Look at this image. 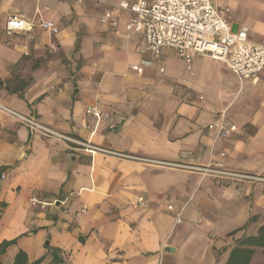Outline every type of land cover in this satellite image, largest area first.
Segmentation results:
<instances>
[{
	"label": "crops",
	"instance_id": "0c3cea01",
	"mask_svg": "<svg viewBox=\"0 0 264 264\" xmlns=\"http://www.w3.org/2000/svg\"><path fill=\"white\" fill-rule=\"evenodd\" d=\"M121 1L0 0V103L102 147L264 177V74L241 81L208 56L193 54L189 70L172 49L137 52L143 35L126 34L132 14L113 6ZM108 13L117 30L100 22ZM12 15L59 33L8 35ZM262 19L264 0L260 38L232 23L264 45ZM93 106L114 117V130L86 115ZM215 122L237 130L223 139L208 128ZM71 147L0 111V264H17L19 253L18 264H264V181ZM139 198L148 206L137 209ZM169 205L182 209L181 223Z\"/></svg>",
	"mask_w": 264,
	"mask_h": 264
},
{
	"label": "built area",
	"instance_id": "2783aa9c",
	"mask_svg": "<svg viewBox=\"0 0 264 264\" xmlns=\"http://www.w3.org/2000/svg\"><path fill=\"white\" fill-rule=\"evenodd\" d=\"M72 4H82L85 0H66ZM121 11H129L132 16L125 24L127 35L142 34L143 43L136 47L139 53H149L158 57L164 49H172L192 69L193 54L208 56L224 62L239 77L241 81L256 83L264 74V45L249 38V29L241 27L234 29L229 8H218L211 0H123L113 5ZM100 22L119 28V21L111 14L100 17ZM36 27L59 33V28L53 22L40 19L26 20L18 15L8 18L6 31L8 35L17 32H28ZM139 70L138 66H134ZM202 99V97H201ZM0 111L15 118L20 124L32 132L41 133L49 138L70 144L72 150H83L92 154H101L121 160L134 161L142 164H157L172 168H180L210 175L222 179L236 181H264V177L243 172L229 171L223 163L200 167L181 163H165L154 161L140 155L102 147L94 144L88 138L80 139L65 135L45 126L33 116L20 114L0 103ZM86 115L94 121H107L109 128L114 130V117L100 107L93 106L86 110ZM82 130H88L86 123L79 125ZM210 130H218V136L227 139L237 130L235 125L226 126L224 122L209 125ZM93 132L91 133V135ZM225 154L223 153L222 156ZM3 178L5 176H2ZM32 206L44 209L46 204L33 198ZM143 198H139L135 207H147ZM169 210L176 214L177 223L182 222V209L169 205Z\"/></svg>",
	"mask_w": 264,
	"mask_h": 264
},
{
	"label": "rangeland",
	"instance_id": "374dc122",
	"mask_svg": "<svg viewBox=\"0 0 264 264\" xmlns=\"http://www.w3.org/2000/svg\"><path fill=\"white\" fill-rule=\"evenodd\" d=\"M218 8H229L232 18L237 24L250 28L251 34L260 38L259 26L255 22L262 10V0H211ZM264 22V19H262Z\"/></svg>",
	"mask_w": 264,
	"mask_h": 264
},
{
	"label": "trees",
	"instance_id": "16d2710c",
	"mask_svg": "<svg viewBox=\"0 0 264 264\" xmlns=\"http://www.w3.org/2000/svg\"><path fill=\"white\" fill-rule=\"evenodd\" d=\"M12 244H14V241L5 242V243H3V247H4V248L9 247V246L12 245ZM20 259H25V255H24V253H19V254H18V256H17V261H16L17 264H18V261H19ZM35 264H37V263H35Z\"/></svg>",
	"mask_w": 264,
	"mask_h": 264
},
{
	"label": "water",
	"instance_id": "95a60500",
	"mask_svg": "<svg viewBox=\"0 0 264 264\" xmlns=\"http://www.w3.org/2000/svg\"><path fill=\"white\" fill-rule=\"evenodd\" d=\"M169 250H171V248H169Z\"/></svg>",
	"mask_w": 264,
	"mask_h": 264
}]
</instances>
